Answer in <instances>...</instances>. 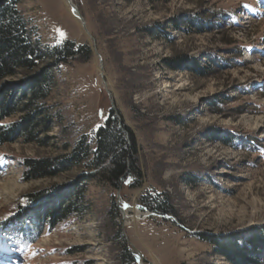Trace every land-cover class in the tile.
Returning a JSON list of instances; mask_svg holds the SVG:
<instances>
[{
	"label": "rangeland",
	"instance_id": "1",
	"mask_svg": "<svg viewBox=\"0 0 264 264\" xmlns=\"http://www.w3.org/2000/svg\"><path fill=\"white\" fill-rule=\"evenodd\" d=\"M73 4L89 35L67 0L19 5L44 46L70 40L93 54L60 66L47 102L53 129L35 143L0 146V244L10 242L16 254H1L0 264H118L124 243L137 264H234L216 243L238 238L241 247L245 236L264 231V0ZM25 76L3 85L17 88ZM111 112L135 138L142 187L93 179L85 214L41 223L38 232L21 224L94 173L28 180L24 163L64 156L82 136L92 141ZM147 192L167 193L175 214L143 211ZM113 200L119 216L112 219ZM19 230L25 241L15 238ZM252 248L248 255L264 264V251Z\"/></svg>",
	"mask_w": 264,
	"mask_h": 264
},
{
	"label": "trees",
	"instance_id": "2",
	"mask_svg": "<svg viewBox=\"0 0 264 264\" xmlns=\"http://www.w3.org/2000/svg\"><path fill=\"white\" fill-rule=\"evenodd\" d=\"M21 2L0 0V146L21 139L26 143H35L39 140L38 134L53 129L54 117L47 102L56 87L60 66L76 59L88 62L93 54L88 45H78L70 40L59 45L44 46L34 26L19 10ZM21 72L27 74L25 83L17 88L3 85L5 80L17 77ZM20 113L23 117L19 123L3 125L7 119ZM125 130L129 135L111 112L105 124L95 131L92 141L82 136L72 146L66 147L68 153L64 156L27 160L24 167L28 180L51 179L79 169L94 173L82 176L64 199L47 210L28 212L20 223L25 222L28 229L38 232L41 223L56 226L85 214L89 210L85 204L86 185L93 179L104 180L114 188H118L122 182L127 183L130 189L141 188L144 178L138 164L136 141L129 130ZM139 206L145 212L163 217L175 214L167 193L147 192L139 199ZM110 208L112 219L118 217L115 200ZM0 230L5 229L0 227ZM254 232L244 237L245 246L237 245L238 238L219 241L216 246L234 264H257L259 261L248 255V249L253 247L252 251L256 254L264 251V231ZM15 234V238L26 240L21 230ZM115 236L118 237V233ZM121 250L118 264H137L135 253L125 243Z\"/></svg>",
	"mask_w": 264,
	"mask_h": 264
},
{
	"label": "bare ground",
	"instance_id": "3",
	"mask_svg": "<svg viewBox=\"0 0 264 264\" xmlns=\"http://www.w3.org/2000/svg\"><path fill=\"white\" fill-rule=\"evenodd\" d=\"M72 3V4H71ZM71 3L69 2V8L72 10V14L75 18H77L79 21H80V18H79V13L76 9H72V6L73 5V0L71 1ZM141 215V212L139 210L136 211L135 213V217H134V220L137 222L139 220V217Z\"/></svg>",
	"mask_w": 264,
	"mask_h": 264
},
{
	"label": "water",
	"instance_id": "4",
	"mask_svg": "<svg viewBox=\"0 0 264 264\" xmlns=\"http://www.w3.org/2000/svg\"><path fill=\"white\" fill-rule=\"evenodd\" d=\"M67 1L71 3L72 0H67ZM71 4H72V3H71ZM71 6H72V9H76V10L78 11V13H79V18H80V22L82 23V25H83V27H84V29H85V32L89 35V33H88V29H87V23H85V20H84L83 17L81 16L79 9H77V7H76L74 4L71 5ZM123 210H124V209H123Z\"/></svg>",
	"mask_w": 264,
	"mask_h": 264
},
{
	"label": "snow or ice",
	"instance_id": "5",
	"mask_svg": "<svg viewBox=\"0 0 264 264\" xmlns=\"http://www.w3.org/2000/svg\"><path fill=\"white\" fill-rule=\"evenodd\" d=\"M125 207L127 208V205H125Z\"/></svg>",
	"mask_w": 264,
	"mask_h": 264
}]
</instances>
